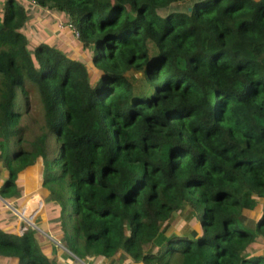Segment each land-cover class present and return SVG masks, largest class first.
I'll return each mask as SVG.
<instances>
[{
  "label": "trees",
  "instance_id": "trees-1",
  "mask_svg": "<svg viewBox=\"0 0 264 264\" xmlns=\"http://www.w3.org/2000/svg\"><path fill=\"white\" fill-rule=\"evenodd\" d=\"M46 10L75 50L33 21ZM242 49L264 54V0H0V197L41 159L35 225L69 255L264 264V58ZM14 226L0 264H64Z\"/></svg>",
  "mask_w": 264,
  "mask_h": 264
},
{
  "label": "rangeland",
  "instance_id": "rangeland-1",
  "mask_svg": "<svg viewBox=\"0 0 264 264\" xmlns=\"http://www.w3.org/2000/svg\"><path fill=\"white\" fill-rule=\"evenodd\" d=\"M33 21L40 26L45 25L46 22V28L50 30L56 44H60V46L66 45L72 50L76 49V47L72 48L71 42L69 40H66L68 36V30L64 28L63 17L60 14L52 12L51 10H48L47 13L39 12L38 15L33 17ZM208 43H210V41H208ZM241 51L242 54L249 59L262 60L264 58L263 53H252L247 49H242ZM137 76L139 75H131L130 79H137ZM41 164V159L35 161L33 165L20 176L19 189L21 190V196L16 202H14L13 206V210L19 216L18 217L15 215V213H13L18 217L16 224L18 226L24 225L23 227L25 228L32 226L33 230L40 232L39 234H41L43 238L47 236L51 241L49 242V245L55 246L56 248L54 251V258L60 257L64 264L65 262L66 264H75L70 258H66L70 255L73 257V259H75L76 263L79 262V264H83V262H87L88 258L90 257H75L71 253L69 255V252L66 253L67 251L63 248L62 244L51 238L50 234L48 233V229L50 228L49 225H46L45 229L41 228L40 225H35V222H40L44 220V218L46 219L42 210L44 208L45 198L48 197V192L44 191L40 185L42 170ZM0 167H2L1 160ZM13 210L11 211L13 212ZM259 216L260 210L245 212L244 216L241 218V228L243 229L245 227L253 230L254 223L256 220H258ZM185 229L186 224L183 221V217L180 214H176L164 226L163 232L167 236L171 234L181 235ZM44 241L46 240L44 239ZM40 247L42 246L40 245ZM251 248L254 251L264 254V240L258 239L256 243H253Z\"/></svg>",
  "mask_w": 264,
  "mask_h": 264
},
{
  "label": "crops",
  "instance_id": "crops-1",
  "mask_svg": "<svg viewBox=\"0 0 264 264\" xmlns=\"http://www.w3.org/2000/svg\"><path fill=\"white\" fill-rule=\"evenodd\" d=\"M7 177V172L3 167H0V185L2 184V182L6 179ZM16 200H14V202H16ZM14 202H7L6 199H3L0 197V224L2 225H6V226H11L13 229L16 228V223H14V220L11 218V215L13 213H15V211L13 210V203ZM13 210V212L11 211ZM15 215H17L15 213ZM18 216V215H17ZM19 217V216H18ZM24 225H17V231L18 233H20V229L21 227H23ZM44 248L48 247V246H43ZM47 249V248H46ZM67 258H70L75 264H79V262H75V259H73L72 256H69ZM59 260L60 257H58ZM69 259V261H70ZM62 261V260H61ZM66 264V262H65ZM83 264H139L137 262L131 261L128 259L127 255L124 252L119 253L117 256H114L113 258H94V257H90L88 258L87 262H83Z\"/></svg>",
  "mask_w": 264,
  "mask_h": 264
},
{
  "label": "built area",
  "instance_id": "built-area-1",
  "mask_svg": "<svg viewBox=\"0 0 264 264\" xmlns=\"http://www.w3.org/2000/svg\"><path fill=\"white\" fill-rule=\"evenodd\" d=\"M25 230H26V228H25V227H22V228L20 229V234H22Z\"/></svg>",
  "mask_w": 264,
  "mask_h": 264
},
{
  "label": "clouds",
  "instance_id": "clouds-1",
  "mask_svg": "<svg viewBox=\"0 0 264 264\" xmlns=\"http://www.w3.org/2000/svg\"><path fill=\"white\" fill-rule=\"evenodd\" d=\"M22 228V227H21ZM27 229V228H26Z\"/></svg>",
  "mask_w": 264,
  "mask_h": 264
},
{
  "label": "bare ground",
  "instance_id": "bare-ground-1",
  "mask_svg": "<svg viewBox=\"0 0 264 264\" xmlns=\"http://www.w3.org/2000/svg\"><path fill=\"white\" fill-rule=\"evenodd\" d=\"M36 196V195H35Z\"/></svg>",
  "mask_w": 264,
  "mask_h": 264
}]
</instances>
